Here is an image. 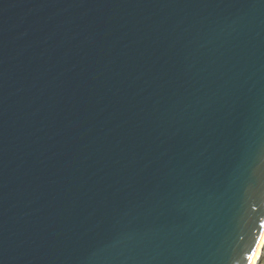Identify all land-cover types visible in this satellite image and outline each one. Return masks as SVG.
<instances>
[{
  "label": "water",
  "instance_id": "1",
  "mask_svg": "<svg viewBox=\"0 0 264 264\" xmlns=\"http://www.w3.org/2000/svg\"><path fill=\"white\" fill-rule=\"evenodd\" d=\"M264 223V0H0V264H248Z\"/></svg>",
  "mask_w": 264,
  "mask_h": 264
},
{
  "label": "bare ground",
  "instance_id": "2",
  "mask_svg": "<svg viewBox=\"0 0 264 264\" xmlns=\"http://www.w3.org/2000/svg\"><path fill=\"white\" fill-rule=\"evenodd\" d=\"M264 225V223H263ZM264 246V226H262V231H261V234H260V237L257 241V244L251 254V257H252V261H251V264H257L260 256H261V253H262V248ZM249 264V262H248Z\"/></svg>",
  "mask_w": 264,
  "mask_h": 264
},
{
  "label": "rangeland",
  "instance_id": "3",
  "mask_svg": "<svg viewBox=\"0 0 264 264\" xmlns=\"http://www.w3.org/2000/svg\"><path fill=\"white\" fill-rule=\"evenodd\" d=\"M257 264H264V246L262 248V253H261V256H260Z\"/></svg>",
  "mask_w": 264,
  "mask_h": 264
},
{
  "label": "snow or ice",
  "instance_id": "4",
  "mask_svg": "<svg viewBox=\"0 0 264 264\" xmlns=\"http://www.w3.org/2000/svg\"><path fill=\"white\" fill-rule=\"evenodd\" d=\"M262 226H264V225H262ZM249 264H251V261H252V257L251 256H249Z\"/></svg>",
  "mask_w": 264,
  "mask_h": 264
}]
</instances>
